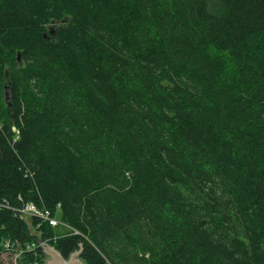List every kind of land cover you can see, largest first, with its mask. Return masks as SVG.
<instances>
[{"label":"trees","instance_id":"obj_1","mask_svg":"<svg viewBox=\"0 0 264 264\" xmlns=\"http://www.w3.org/2000/svg\"><path fill=\"white\" fill-rule=\"evenodd\" d=\"M6 75L0 260L264 264V0H0Z\"/></svg>","mask_w":264,"mask_h":264},{"label":"built area","instance_id":"obj_2","mask_svg":"<svg viewBox=\"0 0 264 264\" xmlns=\"http://www.w3.org/2000/svg\"><path fill=\"white\" fill-rule=\"evenodd\" d=\"M20 216L25 218V219H30V218H39L43 221H48L51 226H57L59 225V220L52 216L50 211L47 209H38L34 204L28 203L26 204L21 210H20ZM38 247L36 243H31L27 244L25 247H17V244L12 241H5L2 243V254L9 253L11 251H14V254L17 256H20L25 252V251H33Z\"/></svg>","mask_w":264,"mask_h":264},{"label":"water","instance_id":"obj_3","mask_svg":"<svg viewBox=\"0 0 264 264\" xmlns=\"http://www.w3.org/2000/svg\"><path fill=\"white\" fill-rule=\"evenodd\" d=\"M50 34H55L54 27L49 29ZM18 59L20 57L18 56ZM6 85L5 87H9L8 75H6ZM32 237L35 243L43 249L45 255L49 258L45 264H85L82 260L81 255L83 252V244L81 243L80 248L74 252H72L68 258H65L53 245L44 242L39 234L35 233L31 229Z\"/></svg>","mask_w":264,"mask_h":264},{"label":"rangeland","instance_id":"obj_4","mask_svg":"<svg viewBox=\"0 0 264 264\" xmlns=\"http://www.w3.org/2000/svg\"><path fill=\"white\" fill-rule=\"evenodd\" d=\"M55 25L54 24H49L48 28H53ZM6 81H4L3 83H0V115L3 116V118H5V107L9 106L11 101H10V90L9 87L6 88ZM58 215H60V212L58 213ZM59 220V219H58ZM59 226L58 227V232L59 233H67L68 231V226H65L61 221L59 222ZM58 226V225H57ZM20 256H17L16 254H4L2 256V259L0 260L3 264H24L21 260H20ZM49 258L46 256L45 258V262L48 260Z\"/></svg>","mask_w":264,"mask_h":264}]
</instances>
